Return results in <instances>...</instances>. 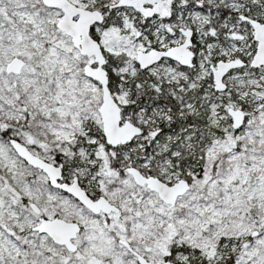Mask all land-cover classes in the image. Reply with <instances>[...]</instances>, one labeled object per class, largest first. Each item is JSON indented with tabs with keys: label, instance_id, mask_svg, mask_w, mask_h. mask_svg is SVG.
<instances>
[{
	"label": "snow or ice",
	"instance_id": "obj_1",
	"mask_svg": "<svg viewBox=\"0 0 264 264\" xmlns=\"http://www.w3.org/2000/svg\"><path fill=\"white\" fill-rule=\"evenodd\" d=\"M0 264H264V0H0Z\"/></svg>",
	"mask_w": 264,
	"mask_h": 264
}]
</instances>
